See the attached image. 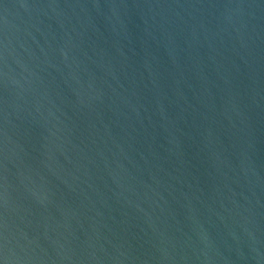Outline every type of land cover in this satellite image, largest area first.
<instances>
[{
	"label": "water",
	"instance_id": "water-1",
	"mask_svg": "<svg viewBox=\"0 0 264 264\" xmlns=\"http://www.w3.org/2000/svg\"><path fill=\"white\" fill-rule=\"evenodd\" d=\"M0 264H264V0H0Z\"/></svg>",
	"mask_w": 264,
	"mask_h": 264
}]
</instances>
